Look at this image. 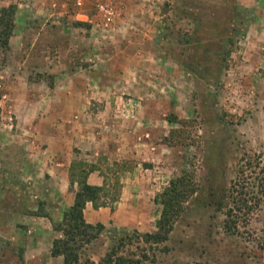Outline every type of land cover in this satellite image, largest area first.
Masks as SVG:
<instances>
[{"label":"rangeland","instance_id":"rangeland-1","mask_svg":"<svg viewBox=\"0 0 264 264\" xmlns=\"http://www.w3.org/2000/svg\"><path fill=\"white\" fill-rule=\"evenodd\" d=\"M99 1L113 7L110 20ZM9 3L13 28L0 39V264H63L52 252L63 212L55 221H12L7 190L26 196L22 211L47 213L29 184L48 175L43 164L27 162V138L39 141L57 122L83 130L86 110L116 123V138L130 146L117 152L124 158L103 163L118 172L102 199L120 194L117 181L135 161L149 170L138 188L146 196L136 204L138 226L107 224L96 237L77 236L73 264H99L122 236L155 231L156 195L180 167L193 172L197 188L180 199L166 238L149 245L133 236L119 253L143 252L152 264H264V199L246 226H224L239 158L264 148V0H0ZM69 84L79 90L51 89ZM109 100L115 108L101 114L98 104ZM9 146L24 152L19 164ZM83 158L74 160L79 167L91 163ZM9 180L22 184L7 188Z\"/></svg>","mask_w":264,"mask_h":264},{"label":"crops","instance_id":"crops-1","mask_svg":"<svg viewBox=\"0 0 264 264\" xmlns=\"http://www.w3.org/2000/svg\"><path fill=\"white\" fill-rule=\"evenodd\" d=\"M51 89L65 93H73L79 90L73 84L66 85L65 87L54 85ZM83 90L85 92L87 91L84 87ZM83 90L82 92H84ZM103 90L108 91L113 89ZM84 104L89 107L88 101ZM98 107L101 108L99 112L102 114L104 108L109 107L114 109L115 103L113 100L104 101L103 104H98ZM84 117L87 118V124H83V130H76L78 127L76 123L69 125L63 122H57L56 127L50 126L48 130H45L44 135L40 137L39 141L27 138V140L29 139L27 148L29 152H25L29 157L27 162L33 163V166L43 164V171L45 172L43 175L44 177H46V174L48 175L44 184L42 181L40 183L32 181L29 184V186H34L35 191L32 192L39 196L47 213L35 214L22 211L20 205L26 196L20 192V189L17 192L7 190L10 198L7 205L11 209V213H8L7 218L9 217L13 221L14 218L19 217L25 223H28L30 219H34L35 221L42 218L49 221L52 219L54 221L60 220L61 213L67 210L73 202L77 183L70 184L69 170L71 164L75 162L74 160L79 157H85L86 159L83 158L84 161L91 162L89 163L91 164V168H88L86 177L87 183L95 186H108V181L112 173L108 172L106 166H103V163L108 166L114 164L115 160L123 157L121 153L117 152H122L121 148L126 149V152H130V146L122 144L121 140L116 138L118 137L115 134V132H118L116 123H110L106 117L91 110H86ZM63 121H66V119ZM71 122L73 123V120ZM85 126H87V129H85ZM97 126H100V128L108 127L111 131L99 130ZM130 126H135L134 121ZM134 138L136 139V137ZM135 141L140 144L142 140L139 142L136 139ZM145 144L146 149L148 145H152L148 141H145ZM9 147L5 151L9 152L10 158H17L19 164V158H23L22 154L24 152L21 151L20 147ZM10 166L8 165L7 168L9 177L11 173ZM147 170L149 168H144L137 161H135L133 168L123 169V174H121L120 178L121 190L118 199L111 200L110 196H108L107 200H105V205L99 207H94L90 201H87L83 209L85 220L92 224L100 222L103 225H115L118 228L138 226V219L141 218V215H139L136 204H138L137 201L140 199V196H145V194L142 195L141 190L138 188L145 185L144 176L147 174ZM19 183L20 185H18ZM21 184L19 181L15 184V182L9 180L7 188L20 187ZM133 190L140 192L139 194H135Z\"/></svg>","mask_w":264,"mask_h":264},{"label":"trees","instance_id":"trees-1","mask_svg":"<svg viewBox=\"0 0 264 264\" xmlns=\"http://www.w3.org/2000/svg\"><path fill=\"white\" fill-rule=\"evenodd\" d=\"M16 10L14 3L0 6V39L6 40L11 34L13 28V17ZM9 35V36H8ZM174 122L181 125L191 122L189 119ZM181 127H175L171 130L176 132ZM80 163V164H84ZM85 163V167L73 162L69 170L70 184L77 183L74 191L72 204L63 212L60 223L53 225L55 229L62 232V236L53 239L52 252L55 255H63V264H73L77 261V253L72 249L76 245L77 236L96 237L103 229V223H89L85 220L83 209L85 203L90 201L94 207L105 205V199L101 198L103 186L90 185L86 181L88 168L91 164ZM109 173L115 174L118 170H112L106 167ZM115 169V167H113ZM127 169V168H125ZM179 172L174 174L163 190L156 195L162 204L159 217L155 221L156 230L152 232L136 233L122 236L117 245L112 246L100 259L99 264H152L155 259L149 258L147 254L140 252L137 257L131 254L119 253V248L129 242L133 236L141 238L146 244H155L166 238L171 230V222L175 218L180 205L179 201L184 196L192 195L197 186L193 180V172L187 168L180 167ZM114 179V177H113ZM119 192L121 182L118 179ZM119 194L111 197V200H117ZM228 204L226 206L224 226L228 231L238 230L237 224L244 223L246 226L255 210L261 207L264 199V148L251 154L241 156L236 164L235 173L230 180L228 189ZM146 258L148 261H144Z\"/></svg>","mask_w":264,"mask_h":264},{"label":"built area","instance_id":"built-area-1","mask_svg":"<svg viewBox=\"0 0 264 264\" xmlns=\"http://www.w3.org/2000/svg\"><path fill=\"white\" fill-rule=\"evenodd\" d=\"M82 3H83V0H76V4L78 6L82 5ZM97 5H98L99 11L102 13V15L107 20H110L113 17L114 10H113V7L111 5H109L105 1H99Z\"/></svg>","mask_w":264,"mask_h":264}]
</instances>
